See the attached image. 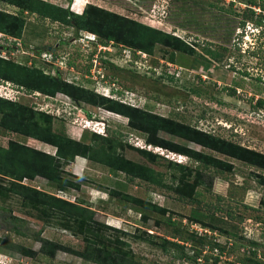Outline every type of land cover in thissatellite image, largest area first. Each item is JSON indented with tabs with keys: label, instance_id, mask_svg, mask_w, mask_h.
I'll return each instance as SVG.
<instances>
[{
	"label": "rangeland",
	"instance_id": "obj_1",
	"mask_svg": "<svg viewBox=\"0 0 264 264\" xmlns=\"http://www.w3.org/2000/svg\"><path fill=\"white\" fill-rule=\"evenodd\" d=\"M45 1L77 15L88 3L99 6L193 42L196 52L174 51L171 63L167 61L171 49L155 45L146 60L137 55L135 63H128L125 58H119L120 49L114 50L111 43L97 48L83 37L89 35L88 32L70 25L72 22L51 21L34 13L26 15L21 36L15 42L4 41L0 36V56L42 67L47 72L57 73L58 70L66 80L264 153V33L260 35V26L254 25L259 14L264 16V10L255 9L257 15L247 10L248 5L256 6L264 0ZM0 9L14 12L16 7L0 1ZM241 21L243 27L239 25ZM260 21L264 31V17ZM6 45L10 48L6 49ZM204 47L207 51L202 50ZM252 50L255 53L252 54ZM111 63L118 68H112ZM88 69L89 76L86 75ZM96 72L103 78L96 76ZM229 86L234 88V95L227 94ZM0 94L38 110L51 111L53 129H63L71 138L86 142L92 130L114 136L121 141L118 152L124 158L163 173L166 186L170 184L166 166L169 159L198 166L202 174H206L196 187L198 208L176 201L168 187L140 179L128 180L123 173H113L108 167L78 155L61 166L62 176L81 184L78 190H55L40 177L24 180L36 188L87 206L93 212V222L109 226L107 229L100 226L103 238L111 240V246L130 251L133 260L141 264H235L240 262L236 258L243 260L244 256H249L247 248L253 244L244 240L247 238L255 242L257 251H263L264 186L253 174L258 171L255 167L161 130L157 134L162 138L213 154L230 162L232 168L213 170L184 155L176 156L149 145L147 148L158 156L151 162L133 148L144 146L145 134L129 127L127 118L122 115L74 101L60 92L53 96L26 93L1 81ZM8 139L54 152L50 145L0 129V145L5 146ZM7 182L8 179L0 177V184ZM111 188L166 207L169 212L165 215L175 224L155 225L154 220L160 221V215L148 210L137 211V206L118 195H110ZM37 213L9 194L0 195V264H96L63 249H56L50 259L41 256L37 236L76 251H81L86 241L80 234H73L55 222H42ZM12 216L20 220H13ZM191 217L199 223L191 222ZM201 222L205 225L201 226ZM176 226L183 236L190 234L189 230H196L197 234L184 243L177 240L183 244L182 248L161 247L163 240H171L167 235L174 233ZM13 227L19 232H14ZM114 239L124 240L126 244L114 243ZM214 244L224 247V253L216 262L210 257ZM13 246L30 248L35 254L24 256ZM195 251L200 252L198 258L187 259ZM216 252L214 248L212 253Z\"/></svg>",
	"mask_w": 264,
	"mask_h": 264
},
{
	"label": "trees",
	"instance_id": "obj_2",
	"mask_svg": "<svg viewBox=\"0 0 264 264\" xmlns=\"http://www.w3.org/2000/svg\"><path fill=\"white\" fill-rule=\"evenodd\" d=\"M0 1L16 7L14 12L0 9V36H2L4 41L12 39L15 42L21 36L26 15L35 13L38 17L51 21H61L65 24L72 22L70 25H74L75 28L94 33L102 44L111 43L114 50L118 49L117 45H122L151 56L154 46L161 45L171 49L167 57V61L171 63L174 51L186 54L196 52V44L193 42L189 43L177 35L164 32L93 4H86L82 12L77 15L71 10L55 6L45 0ZM258 6L259 9L264 10V1ZM247 10L251 15L258 14H255L250 7ZM263 17L259 14L254 23V25L260 26V35L264 33L260 21ZM239 25L243 27V21L239 22ZM208 43L209 45L212 44V42ZM7 48L9 49L10 46L7 47L6 45ZM202 50L207 51V48L204 47ZM251 53L255 52L252 50ZM104 60H101V62H104ZM111 65L112 68H118L112 63ZM86 71V75L89 76V69ZM56 72H47L42 67L27 65L0 56V81L3 83H11L26 93H42L47 96H53L56 92H60L74 101L84 102L126 117V123L129 127L145 134L144 146L139 148L133 146V148L151 162L156 161L158 156L156 152L147 148L149 145L162 149L166 153H173L176 156L184 155L213 170L224 171L232 168V164L227 160L220 159L203 150H196L185 144L162 138L157 134V131L161 130L177 138L195 143L201 148H206L255 167L258 171L253 174L259 178L264 186L263 152L230 141L210 131L146 110L141 106L121 100V98L96 92L81 84L66 80L60 76L58 70ZM95 75L103 78L99 72H96ZM226 92L229 95H234L235 90L229 86V88H226ZM257 102L260 103V100H257ZM53 115L51 111L38 110L32 105L21 104L0 94V129L4 133H14L29 137L54 147V152L49 153L13 139H8L5 146L0 145V177L8 179L6 185L0 184V195L9 194L11 197H15L27 209L36 210L38 212L36 216H39L42 222H55L57 226L65 227L71 230L73 234H80L84 238L83 240L86 241L83 249L76 251L75 249L65 248L64 245L54 240L37 236L36 240L40 242L38 251L43 257L50 259L56 249H63L96 264H141L137 260H133L130 251L111 246L113 243L110 244V242L112 241L108 238H103L100 234V226L102 229H107L109 226H102V224L93 222V212L87 206L80 201H70L54 193L36 188L27 184L24 180H33L35 177H40L55 190H78L81 184L62 176L61 168L63 164L72 161L74 156L78 155L90 162L108 167L113 173L121 172L128 180L140 179L149 184L168 187L175 194L176 201L189 205L194 204L198 208L200 202L196 198L198 195L196 187L203 181L205 177L203 175L206 174H202V170L198 166L191 167L184 165L183 162L169 159L166 161V166L168 167L170 184L166 186L163 181V173L146 164L124 158L118 152L121 141L114 138V136H108L104 132L92 130L89 140L86 142L71 138L63 129H53ZM108 192L110 195H118L123 200L137 206L139 208L137 211L148 210L160 215L161 220L155 219V225L163 224L164 222L171 226L175 224L168 215H165L169 210L164 206L148 199L112 190V188ZM27 212L29 213V211ZM12 219L15 221L20 220L17 216H12ZM142 219H145V217L142 216ZM189 220L197 223L196 219H192V217ZM201 224L199 225H205L204 222H201ZM174 227V233L167 235L171 240H163L161 247L164 248L166 245L182 248L183 244L178 243L177 240L184 243L190 241L197 234L196 230H189L190 234L183 236L181 231L177 229L178 226L175 229ZM110 229L118 232L116 228L110 227ZM13 231L19 232L14 227ZM145 233L149 236L147 232ZM196 236L201 237V235ZM237 237L243 239L242 236ZM134 238L141 240L139 236H134ZM249 239H244L253 244L247 248L249 256H244L243 260L236 258L240 262L237 261L235 264L264 263V245H261L263 247L262 252L257 251V245L253 240ZM113 241L114 243L126 244L124 240L120 239H114ZM13 247V249L24 256H33L35 254L30 248ZM214 248H216V253H212ZM223 248L218 244H214L210 248V257L214 262L224 253ZM199 254L200 252L195 251L187 259H196ZM41 256L40 258H43Z\"/></svg>",
	"mask_w": 264,
	"mask_h": 264
},
{
	"label": "built area",
	"instance_id": "obj_3",
	"mask_svg": "<svg viewBox=\"0 0 264 264\" xmlns=\"http://www.w3.org/2000/svg\"><path fill=\"white\" fill-rule=\"evenodd\" d=\"M255 13H258L255 9H259L258 6H250ZM110 46V45H109ZM99 48H101L102 46H99ZM118 49H120V51L122 52V55L119 56V58L123 57L125 58V61H127L128 63H135L136 62V58H134V56L139 55L143 60H146V56H148L147 54H145L144 52L138 51V50H132L126 46H122V45H118ZM133 57V58H132ZM168 65V64H166ZM264 259V258H263Z\"/></svg>",
	"mask_w": 264,
	"mask_h": 264
},
{
	"label": "clouds",
	"instance_id": "obj_4",
	"mask_svg": "<svg viewBox=\"0 0 264 264\" xmlns=\"http://www.w3.org/2000/svg\"><path fill=\"white\" fill-rule=\"evenodd\" d=\"M252 6H254V5H252ZM256 6H258V5H256ZM248 7H250V5H248ZM88 34L89 35H86V36H83V37H85V38L87 37L88 41H90L91 44H95L97 46V48H98V45L102 46V47H104V46L106 47L107 44L106 45L102 44L94 33L88 32ZM99 49H101V48H99Z\"/></svg>",
	"mask_w": 264,
	"mask_h": 264
}]
</instances>
